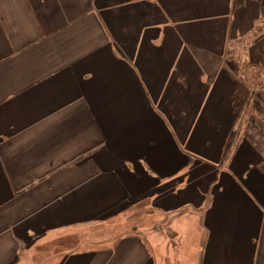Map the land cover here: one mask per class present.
Instances as JSON below:
<instances>
[{
	"label": "crops",
	"instance_id": "0c3cea01",
	"mask_svg": "<svg viewBox=\"0 0 264 264\" xmlns=\"http://www.w3.org/2000/svg\"><path fill=\"white\" fill-rule=\"evenodd\" d=\"M260 30L264 0H0V264H264Z\"/></svg>",
	"mask_w": 264,
	"mask_h": 264
},
{
	"label": "rangeland",
	"instance_id": "374dc122",
	"mask_svg": "<svg viewBox=\"0 0 264 264\" xmlns=\"http://www.w3.org/2000/svg\"><path fill=\"white\" fill-rule=\"evenodd\" d=\"M260 33H264V31L260 30L257 36L261 35ZM254 45H255L254 46L255 48L249 49V56L251 60L247 61V63H246V60L240 63L239 66H241L242 68L239 71V76H238V77H240L241 75L244 76V74L246 73L245 75L246 85L242 87V94L244 93L243 90L246 91L247 93H251L249 94L250 95L249 102H247V108H245V112H244L245 115L247 116L248 125L251 127H254L256 125L255 121L257 120L261 123V125L264 124V106H263L264 105V90L262 91L260 90L261 88H259V87H262V89H264V75H263L264 74V61H263L264 51L261 49V45L264 46V38H262V40L260 41V38L256 37L254 41ZM244 54L245 53L243 52V53H239L238 55L243 56ZM260 58L263 59L261 61L262 63L260 62V64H257V61ZM246 64L247 66H243ZM255 65L262 66V69L260 70L259 68L251 69V67ZM261 72H262V75L259 76V73ZM252 100H253V103H252ZM258 103H261V104H258ZM238 105H240V109L244 107L243 98H242V101H239ZM228 152H229V149L225 152L226 156L228 155ZM185 178L187 179V177ZM187 185L189 186L191 185V183L185 182V189ZM205 189L206 188H202V192ZM126 218L123 219L122 227L116 229L117 233H121V235L130 234V232L132 231L131 227L133 226H135L136 229L145 230V228H147L150 225V222L148 220V214L145 213L143 210L139 211L138 214H134L130 216L128 223H127ZM155 223H156V226H158V228H161L162 223L160 222H155ZM112 233L113 231H111V235Z\"/></svg>",
	"mask_w": 264,
	"mask_h": 264
},
{
	"label": "trees",
	"instance_id": "16d2710c",
	"mask_svg": "<svg viewBox=\"0 0 264 264\" xmlns=\"http://www.w3.org/2000/svg\"><path fill=\"white\" fill-rule=\"evenodd\" d=\"M259 88H261L260 90H264V89H262V87H259ZM249 94H251V93H247V95H246V100L245 101H243V103H244V105H245V108H247V102H249V98H250V95ZM256 102V101H255ZM252 103H253V100H252ZM258 104H261V103H258ZM264 106V105H263Z\"/></svg>",
	"mask_w": 264,
	"mask_h": 264
}]
</instances>
